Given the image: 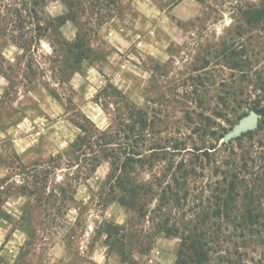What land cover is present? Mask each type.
Returning <instances> with one entry per match:
<instances>
[{"label": "rangeland", "instance_id": "rangeland-1", "mask_svg": "<svg viewBox=\"0 0 264 264\" xmlns=\"http://www.w3.org/2000/svg\"><path fill=\"white\" fill-rule=\"evenodd\" d=\"M80 127L117 144L83 158ZM127 145L133 210L116 166L87 178ZM197 236L264 264V0H0V264H178Z\"/></svg>", "mask_w": 264, "mask_h": 264}, {"label": "trees", "instance_id": "trees-1", "mask_svg": "<svg viewBox=\"0 0 264 264\" xmlns=\"http://www.w3.org/2000/svg\"><path fill=\"white\" fill-rule=\"evenodd\" d=\"M68 21L70 20L63 19L60 25L63 26ZM257 112L259 114L261 113V111L259 110ZM80 130L84 135H79L76 140L70 145V148H73L75 146L79 147V151H82L81 153L83 158H87V150H92L95 145L99 148L100 153L101 150L104 149L105 151H107L106 148L117 144L113 143V139L109 138L105 132L101 133V135L97 138H87L86 135L89 130H87L85 127H80ZM127 131L131 134L133 133L132 128ZM98 132L100 131L98 130ZM97 139L98 141H96ZM127 139L129 138L127 137ZM132 148L133 145H127L124 151L121 152V154L117 155V157L116 155L114 157H108L106 153L105 155L99 157L96 152H91V154L89 155L92 156V159L89 163V172L87 177L89 178L90 176H92L103 162L107 161L111 166H116V170H120L121 173L119 176H115L112 174L111 179H115L116 187L121 191L122 194V197L118 199V202L129 210L136 209L139 205V202H141L142 196L150 194L152 192V189L150 187H147L143 184H136L131 177L135 173L136 165H140L141 167H143L145 164V160L141 159L139 157V154H136V152L133 151ZM121 156L124 157L123 161H121L120 159ZM136 156H138L139 158L135 159ZM76 164L78 166L80 165L78 161L76 162ZM176 184L179 185V183ZM116 187L113 186L112 189H115ZM175 187L176 185H171L163 189L161 195L162 200H168V197L166 196L167 193L174 198L178 196L177 193L173 191ZM205 246L206 245L202 243V239H198V236L195 237L189 248V252L180 253L178 264H208L210 258L209 253L205 250Z\"/></svg>", "mask_w": 264, "mask_h": 264}, {"label": "water", "instance_id": "water-1", "mask_svg": "<svg viewBox=\"0 0 264 264\" xmlns=\"http://www.w3.org/2000/svg\"><path fill=\"white\" fill-rule=\"evenodd\" d=\"M260 117L261 116L257 111H252L249 115L239 121V123L228 133L227 138L231 140L246 132L257 129Z\"/></svg>", "mask_w": 264, "mask_h": 264}, {"label": "crops", "instance_id": "crops-1", "mask_svg": "<svg viewBox=\"0 0 264 264\" xmlns=\"http://www.w3.org/2000/svg\"><path fill=\"white\" fill-rule=\"evenodd\" d=\"M24 198V196H19L16 200L8 198V200L4 204V208L11 216L20 218V214L17 215V212H22L23 209L19 204H21V200Z\"/></svg>", "mask_w": 264, "mask_h": 264}]
</instances>
